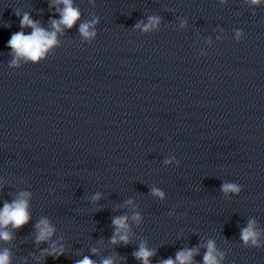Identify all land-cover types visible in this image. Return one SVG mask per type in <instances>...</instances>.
<instances>
[{
    "label": "clouds",
    "instance_id": "obj_1",
    "mask_svg": "<svg viewBox=\"0 0 264 264\" xmlns=\"http://www.w3.org/2000/svg\"><path fill=\"white\" fill-rule=\"evenodd\" d=\"M57 4H63V9L57 8V11L60 12L61 19L59 21L53 20L52 27L55 29L53 32H47L43 28L39 27L37 22H34L30 19L29 15L25 13L23 18L20 21V27L23 29L25 27H31L33 29L32 33L29 35H25L23 31L16 32L13 34L8 41V46L12 49L16 58H26L32 62H38L41 58H43L46 52L57 43L56 34L61 31V25L66 28H72L76 21L80 18V12L77 8L73 7L72 0H56ZM253 4H259L260 0H251ZM97 21H92L91 23H83L80 25L79 31L81 35L85 38L95 37V30L90 31L89 29L96 23ZM159 17H150L149 23L143 26L144 31H148L150 28L159 24ZM140 24H137L136 27H140ZM13 65L17 63V59H13ZM222 191L225 193L231 191L238 193L240 188L231 183H225L222 185ZM153 195L163 197V193L152 189ZM28 193H21V198L13 201L11 204L5 202L4 207L0 210V227L6 228L9 224H11L14 228H20L21 226L28 223L30 216L28 212V201L24 197H26ZM94 199H99L98 196L94 197ZM131 203V201H129ZM134 220L139 221V215L133 216ZM127 217L120 216L113 219L112 223L116 228V232L112 237V243L116 244L117 237L120 242L124 244L129 243V237L127 235L128 225L126 223ZM37 228L39 229V235L37 236V241H44L51 237L53 233V229L49 227L47 220H41L37 224ZM123 230L124 234H121ZM0 238L5 241L9 240L10 234L7 231L0 232ZM241 239L247 245L249 241L253 245L259 246L257 241V233L254 231L252 223H249V226L242 230ZM208 252L204 257L205 264H217L215 257L213 256L214 246L210 241L208 244ZM95 251V250H94ZM62 255L63 253H59ZM193 250L181 251L177 253L176 260L169 258L161 262V264H191L193 257ZM49 255H56L55 252L49 253ZM154 253L148 250L146 247L141 246L137 252L134 253V256L143 261V264H149V257L153 256ZM9 254L7 250L0 254V264H8ZM77 264H94V261L85 257L83 260L77 262ZM103 264H113L111 259H106L103 261Z\"/></svg>",
    "mask_w": 264,
    "mask_h": 264
}]
</instances>
